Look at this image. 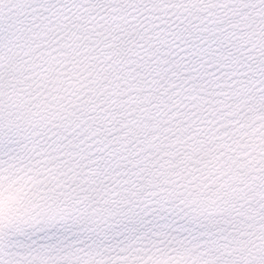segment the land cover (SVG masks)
<instances>
[{
  "label": "snow or ice",
  "instance_id": "snow-or-ice-1",
  "mask_svg": "<svg viewBox=\"0 0 264 264\" xmlns=\"http://www.w3.org/2000/svg\"><path fill=\"white\" fill-rule=\"evenodd\" d=\"M0 264H264V0H0Z\"/></svg>",
  "mask_w": 264,
  "mask_h": 264
}]
</instances>
